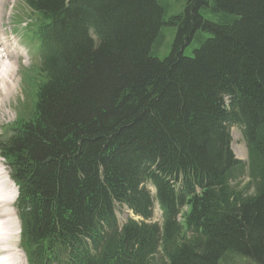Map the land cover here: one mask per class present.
<instances>
[{"label":"trees","instance_id":"trees-1","mask_svg":"<svg viewBox=\"0 0 264 264\" xmlns=\"http://www.w3.org/2000/svg\"><path fill=\"white\" fill-rule=\"evenodd\" d=\"M20 1L39 65L0 157L27 264H264V0H183L169 16L163 0ZM116 204L140 221L119 225Z\"/></svg>","mask_w":264,"mask_h":264},{"label":"rangeland","instance_id":"rangeland-1","mask_svg":"<svg viewBox=\"0 0 264 264\" xmlns=\"http://www.w3.org/2000/svg\"><path fill=\"white\" fill-rule=\"evenodd\" d=\"M163 1L167 7L166 16L175 14L178 11L182 10L183 0H163ZM21 4L22 3L20 0H6L3 6L2 18L0 20L1 29L5 33V36L14 42L16 48L19 49V51H22L21 52L22 54L19 56V59L17 60L18 66H16L17 67V72L15 75L17 81L16 91L14 95L4 103L2 110H0V136L4 134V131L5 129H7L8 126L13 124L19 118H25L28 112L30 111V108L32 106L31 90L29 84L27 83V80L30 75L32 74L35 75L34 71L39 65V57L35 47L25 42L24 29L27 27V24L30 19L28 15L30 10L27 9L25 6H21ZM177 27H178L177 23L172 25H163L161 27L160 38H158V41L154 42L153 44V48H154L153 53L156 57L161 59L166 55H168V53L172 48V44L174 42V39L178 31ZM199 32L200 34L203 35L204 38L211 35L209 31L201 30ZM200 43H201L200 41H195L192 39V41L186 44L185 47L183 48L182 50L183 53L186 55H193L192 49L199 47ZM225 102H227L226 97H225ZM229 130L231 137L230 148L234 156L237 159L243 161L244 163H247L248 161L247 152H246V157H243L242 155H239V153H237L238 149H240L239 152L243 151L241 148L243 146L245 147V151H247L246 142L244 140L241 127L238 124L231 125L229 127ZM2 162L6 167L3 159ZM7 170L9 171L8 168ZM246 180H247V176L239 177L235 181V186L241 187L246 182ZM146 186H147L146 188L150 190L151 194L154 195L153 186L150 183H146ZM115 214L117 216L119 225L123 224L128 218L140 220V218L138 216L133 215V213L129 209L119 204L115 205ZM161 220H162L161 210L159 209L157 202L154 201L153 214L150 221L157 222L158 224H160ZM17 221L18 219H16V223L19 224V222ZM18 246L20 247L19 240H18ZM20 251L23 254L21 248ZM22 256L24 257V262H26L25 256L24 255ZM222 262L223 264H255L248 258H239L238 256L227 257Z\"/></svg>","mask_w":264,"mask_h":264},{"label":"bare ground","instance_id":"bare-ground-1","mask_svg":"<svg viewBox=\"0 0 264 264\" xmlns=\"http://www.w3.org/2000/svg\"><path fill=\"white\" fill-rule=\"evenodd\" d=\"M5 1L0 0V20L2 18ZM21 52L16 48L14 42L5 36L0 25V110H2L4 103L16 91V66H18L17 60L22 54ZM241 148L243 151L239 152L240 149H238L237 153L246 157L247 151H245V147L243 146ZM9 176V171L4 166L2 158L0 157V264H26L22 256L24 254L21 253L20 247L18 246L20 226L16 223L17 210L15 204L17 188Z\"/></svg>","mask_w":264,"mask_h":264}]
</instances>
